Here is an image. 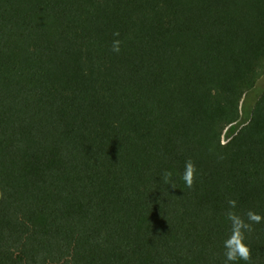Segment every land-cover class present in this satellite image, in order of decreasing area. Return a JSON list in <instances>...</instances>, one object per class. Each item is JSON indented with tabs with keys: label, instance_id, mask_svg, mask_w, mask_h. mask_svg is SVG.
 <instances>
[{
	"label": "trees",
	"instance_id": "obj_1",
	"mask_svg": "<svg viewBox=\"0 0 264 264\" xmlns=\"http://www.w3.org/2000/svg\"><path fill=\"white\" fill-rule=\"evenodd\" d=\"M263 76L264 0H0V264H224L228 200L264 216Z\"/></svg>",
	"mask_w": 264,
	"mask_h": 264
},
{
	"label": "clouds",
	"instance_id": "obj_2",
	"mask_svg": "<svg viewBox=\"0 0 264 264\" xmlns=\"http://www.w3.org/2000/svg\"><path fill=\"white\" fill-rule=\"evenodd\" d=\"M119 31L113 33L114 37H119ZM120 39H114L112 42V51L119 53L121 51ZM196 165L189 158L185 161L184 172L182 174V179L185 182L188 188H191L195 181L196 174ZM172 173L165 171L162 174V180L164 183L171 184L172 187H175L171 182ZM4 193L0 191V198H3ZM229 210L226 213L228 220L230 221V234L224 240V264H229V262H235L238 259L249 261L251 259V249L247 243H245V233L252 230L253 224H259L264 221V216L253 211L248 210L244 216H241L237 212L233 211L236 208L237 201L235 199L228 200ZM246 217V219H245Z\"/></svg>",
	"mask_w": 264,
	"mask_h": 264
},
{
	"label": "rangeland",
	"instance_id": "obj_3",
	"mask_svg": "<svg viewBox=\"0 0 264 264\" xmlns=\"http://www.w3.org/2000/svg\"><path fill=\"white\" fill-rule=\"evenodd\" d=\"M260 86H264V76L260 79ZM247 118H249L248 114L243 112L241 123L243 124V122H246ZM238 128H240V126L237 124L229 127L224 133L223 141L227 142L236 133Z\"/></svg>",
	"mask_w": 264,
	"mask_h": 264
}]
</instances>
